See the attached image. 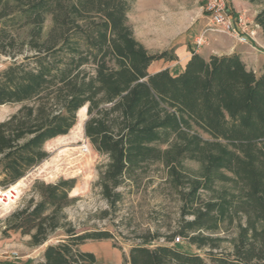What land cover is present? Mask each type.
I'll return each instance as SVG.
<instances>
[{
  "label": "trees",
  "instance_id": "16d2710c",
  "mask_svg": "<svg viewBox=\"0 0 264 264\" xmlns=\"http://www.w3.org/2000/svg\"><path fill=\"white\" fill-rule=\"evenodd\" d=\"M128 8L127 0H0V54L11 59L0 70V105H21L0 121V186L43 161V144L67 134L86 106L83 133L109 157L102 176L109 205L119 199L113 190L124 176L149 162L165 166L176 186H188L179 192L181 224L166 245L150 247L154 237H144L124 253V264H264V74L246 68L238 53L203 58L194 51L176 75L150 72L152 62L176 56L150 53L138 42ZM254 23L264 37V6ZM184 159L201 164L199 178L182 171ZM229 179L238 188L234 199L201 200V189ZM74 182L36 183L40 199L16 209L9 229L28 235L31 246L45 243L64 227L57 214ZM237 213L246 222L231 251L211 249L204 259L169 244L182 236L213 248L204 233ZM109 238L108 231L68 225L59 242L27 264H93L94 252L80 246Z\"/></svg>",
  "mask_w": 264,
  "mask_h": 264
},
{
  "label": "rangeland",
  "instance_id": "374dc122",
  "mask_svg": "<svg viewBox=\"0 0 264 264\" xmlns=\"http://www.w3.org/2000/svg\"><path fill=\"white\" fill-rule=\"evenodd\" d=\"M127 1L128 24L133 29L135 39V33L138 37L139 34L161 27L155 25L156 22L149 28L145 23L141 26V21L138 22L133 12L136 0ZM163 3L166 4L162 10L165 13L162 12L161 15L166 25L169 26L171 23L169 31L174 26L177 27L179 22L183 28L189 22H195L200 30L208 22L206 13L202 9L203 0H156V4ZM226 3L233 18H240L247 26L248 32L252 31V37L256 38L252 42L256 50L251 49L250 53L246 54V68L252 69L256 75L264 74V37L261 28L256 27L254 23V17L264 6V0L255 2L226 0ZM49 23L50 20H47L46 26ZM210 33L207 34V43L199 49L202 54L210 51L216 53L213 55H218L234 45L235 39L230 38L229 35L220 32ZM167 51L170 56H175L173 49ZM18 58L20 59L21 56ZM10 63L11 59L8 56L0 54V70ZM164 63H166L164 59L154 61L148 71L158 70ZM20 106L17 103L0 105V121L12 115ZM76 119V123L67 134L58 135L43 144V149L48 153L43 161L30 168L15 184L9 185L17 190L18 196L13 203L0 206V264H19L21 256L26 255L31 247L35 246H31L28 235H23L20 230L9 229L8 218L16 209L25 206L30 199L34 202L40 199L35 189L36 183H56L59 179L75 180L74 187L68 192L70 198L68 205L57 214L59 223L64 224V227L61 226L49 234L46 242L48 244L59 242L64 234V228L68 225L78 232L108 231L112 238L91 241L84 246L90 252H94L93 264H124V253L127 254L131 246L143 242L144 237H154L149 242L150 247L166 245L165 237L175 232L181 224L182 200L179 192L180 189L188 191V186L184 184L186 181L176 186L167 174L165 166L160 162H149L134 170L129 176H124L119 186L113 190L119 193V199L113 206L109 205L102 193V176L109 164V157L105 153L96 151L83 133V126L87 120L86 106L77 111ZM85 140L89 142L90 152L83 155L79 146ZM182 166V171L190 177L201 176V164L198 161L184 159ZM227 175L233 177L230 173ZM199 193L203 201L219 196L234 199L233 197L238 194V188L234 181L229 179L224 182L214 181L209 189H201ZM190 218L191 216L185 217V219ZM231 220L226 219L214 232L204 233L213 238L210 243L215 245L213 248L208 246L198 248L188 243L182 236L180 242L173 241L169 244L189 253L199 254L204 259L211 249L214 252L226 253L233 249L239 225H244L246 222L242 213L233 214ZM12 252L16 257L11 255ZM32 260H39V257L35 256L30 259Z\"/></svg>",
  "mask_w": 264,
  "mask_h": 264
},
{
  "label": "crops",
  "instance_id": "0c3cea01",
  "mask_svg": "<svg viewBox=\"0 0 264 264\" xmlns=\"http://www.w3.org/2000/svg\"><path fill=\"white\" fill-rule=\"evenodd\" d=\"M165 6L166 4L164 3L161 5L156 4V0H136V3L133 7L135 18L138 19V22L141 21V26H143V24L145 23V26L149 28L152 27V24H154L155 22V25L161 26L159 28L151 29L145 34H139L138 37L135 33L136 40L139 41L150 53H160V51L173 49V55L176 56V59L174 61H166V63H164V65L161 66L160 69L153 70L152 72H157L163 68H167L172 75H176L182 71L185 63L190 59L191 53L193 51L201 55L203 58H208L210 55L216 54L210 51H206L204 54H202L199 51L200 48H195L193 39L202 30L198 28L199 26L196 25L195 22H189V24L185 28H183V26L179 22L177 27L174 26L172 30L169 31L171 23L169 24V26L166 25L167 23H165V19H163L161 15L162 12L165 13V11H162ZM256 27L259 26L256 25ZM231 37L232 36H230V38ZM233 39H235L234 45H232L227 51L220 52V54L218 55L220 56L221 54L228 55L231 53H238L243 62L246 64V54H249L251 49L256 50V48L252 45L253 40L256 38L249 36L248 43L239 42L237 38ZM247 46L249 48H247ZM151 64L149 67H151ZM26 239L28 241L30 240L29 237H27ZM47 244L48 242L42 245L32 246V250L29 248V252L26 253V255L21 256V260L18 263L27 264L30 259H33L35 256L41 259L43 255L42 252ZM87 244L88 243L81 245L80 249H82L83 251H89L88 249L84 248V246Z\"/></svg>",
  "mask_w": 264,
  "mask_h": 264
},
{
  "label": "built area",
  "instance_id": "2783aa9c",
  "mask_svg": "<svg viewBox=\"0 0 264 264\" xmlns=\"http://www.w3.org/2000/svg\"><path fill=\"white\" fill-rule=\"evenodd\" d=\"M202 9L206 13L208 22L193 39L196 49L203 47L207 43V34L210 32L224 33L233 38H237L239 42L248 43V37L252 36L253 32H248L247 26L241 22L240 18H233L226 0H203ZM79 148L83 155L90 152L89 142L87 140L83 141ZM17 196V190L13 189L12 186L0 188V206L13 203ZM175 242H180V238L176 237L174 239ZM11 255L16 257L13 252Z\"/></svg>",
  "mask_w": 264,
  "mask_h": 264
},
{
  "label": "bare ground",
  "instance_id": "6f19581e",
  "mask_svg": "<svg viewBox=\"0 0 264 264\" xmlns=\"http://www.w3.org/2000/svg\"><path fill=\"white\" fill-rule=\"evenodd\" d=\"M13 187V186H12Z\"/></svg>",
  "mask_w": 264,
  "mask_h": 264
}]
</instances>
